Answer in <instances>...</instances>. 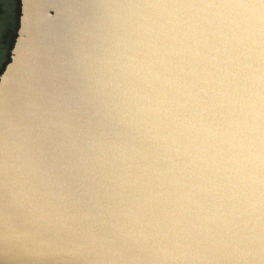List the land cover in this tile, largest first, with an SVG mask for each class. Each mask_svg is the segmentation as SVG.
<instances>
[{
    "label": "water",
    "instance_id": "95a60500",
    "mask_svg": "<svg viewBox=\"0 0 264 264\" xmlns=\"http://www.w3.org/2000/svg\"><path fill=\"white\" fill-rule=\"evenodd\" d=\"M0 264H264V0H20Z\"/></svg>",
    "mask_w": 264,
    "mask_h": 264
},
{
    "label": "flooded vegetation",
    "instance_id": "af4514ba",
    "mask_svg": "<svg viewBox=\"0 0 264 264\" xmlns=\"http://www.w3.org/2000/svg\"><path fill=\"white\" fill-rule=\"evenodd\" d=\"M0 5H3L6 17L8 20V25L4 33V39L0 40V71L7 60V54L9 52L10 46L13 41L14 30L16 25L19 23L20 15V0H0ZM3 27L0 25V30Z\"/></svg>",
    "mask_w": 264,
    "mask_h": 264
},
{
    "label": "trees",
    "instance_id": "16d2710c",
    "mask_svg": "<svg viewBox=\"0 0 264 264\" xmlns=\"http://www.w3.org/2000/svg\"><path fill=\"white\" fill-rule=\"evenodd\" d=\"M4 8L3 5H0V25L3 27V29H1L0 31L1 32H5L6 31V28H7V25H8V20H7V17H6V13H5V10H2ZM17 27H18V24L16 25L15 27V30H14V36H13V41H12V44L10 46V49H9V52H8V56H7V60L5 62V64L3 65L0 73L2 72V70L4 69L5 65L7 64V62L9 61V57H10V50L12 48V45H13V42H14V38H15V35H16V30H17ZM1 39H4V33L3 34H0V40Z\"/></svg>",
    "mask_w": 264,
    "mask_h": 264
}]
</instances>
